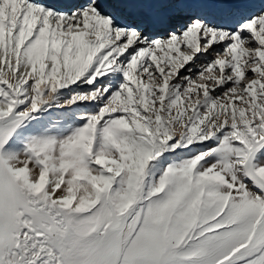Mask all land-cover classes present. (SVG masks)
Wrapping results in <instances>:
<instances>
[{
    "label": "snow or ice",
    "instance_id": "obj_1",
    "mask_svg": "<svg viewBox=\"0 0 264 264\" xmlns=\"http://www.w3.org/2000/svg\"><path fill=\"white\" fill-rule=\"evenodd\" d=\"M0 264H264V0H0Z\"/></svg>",
    "mask_w": 264,
    "mask_h": 264
}]
</instances>
